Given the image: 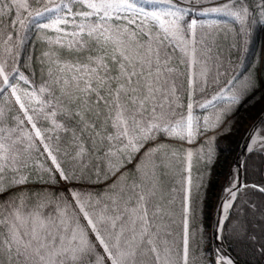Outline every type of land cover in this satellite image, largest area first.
<instances>
[{
  "label": "snow or ice",
  "instance_id": "1",
  "mask_svg": "<svg viewBox=\"0 0 264 264\" xmlns=\"http://www.w3.org/2000/svg\"><path fill=\"white\" fill-rule=\"evenodd\" d=\"M52 2L34 0L41 7L32 9L28 0H11L10 4L0 0V6L17 9L9 27L19 26L26 31L34 24L44 31L45 43L58 46L73 57L61 59L58 52H44L40 60L41 65H46L40 72L42 83L30 90L22 89L20 81L33 84L16 67L24 37L17 33L13 41L12 34L8 33L3 41L0 96L10 91L23 114V119L15 118L17 128L27 122L31 130L13 139L17 128L7 131L0 128L3 133L0 135V264H105V259L110 264H177L176 246L164 238L172 232L167 225L156 223L162 208L152 204L158 192L154 160L165 148L163 138L191 143L200 134L201 125L193 114L192 97L197 90L203 91L208 82L211 47L202 37L198 49V22L185 20L188 12L183 7L184 0H145L144 4L141 0H61L60 4L48 7ZM76 3L87 10L73 12L72 5ZM147 3L162 7L149 9L145 6ZM210 11H225L241 24V31L247 30L249 9L243 0H231ZM45 13L55 15L44 23L39 18ZM2 17L0 11V25ZM69 25L71 31L67 30ZM48 31H54L57 36L48 37ZM180 65H184V71ZM240 83L242 88L252 85L251 80ZM185 91L186 106L181 102ZM211 102L198 106L205 108ZM185 107L186 111H178ZM41 118L49 120L52 126L45 131L71 132L76 144L74 159H83L87 153L81 141L84 133L92 132L101 147L107 145L103 153L106 170L97 169L95 182L116 176L137 153L141 154L135 164L141 174L140 182L128 185L127 177L121 173L108 185L109 193L99 198L72 188L54 197L47 189L25 196L20 186L30 180L21 170L28 165L20 159L21 150L17 147L25 140L28 143L24 151H40L36 144L39 140L42 154L51 160V167L40 166L41 172L47 174L46 179L44 175L39 176L42 182L55 185L77 178L75 172L65 171L55 154L58 149L54 150L46 142L52 137L46 138L37 127ZM218 124L219 121L211 127ZM209 130L205 121L203 132ZM55 138L58 140L59 136ZM157 140L161 143H154ZM191 158L189 151V169ZM202 159L211 164L212 153L204 154ZM148 162L152 163L151 169ZM8 173L13 175L8 177ZM191 185L189 177L183 189L182 264H188L190 243L198 232ZM251 187L264 193V187ZM226 191L231 200L222 205L225 220L241 189L233 184ZM217 228L222 235L223 225L218 222ZM245 231L241 224L235 234ZM97 244L103 248V255L97 252ZM218 264H233V261L221 256Z\"/></svg>",
  "mask_w": 264,
  "mask_h": 264
},
{
  "label": "trees",
  "instance_id": "2",
  "mask_svg": "<svg viewBox=\"0 0 264 264\" xmlns=\"http://www.w3.org/2000/svg\"><path fill=\"white\" fill-rule=\"evenodd\" d=\"M28 2L32 9L41 7L34 3V0H28ZM230 2L231 0H199V2L184 0L183 4L188 12L185 20L196 19L198 22L196 30L198 49L201 48L200 39L206 38V43L211 47L209 53L211 59L207 61L208 82L203 91L197 90L192 97L193 114L201 125L200 134L191 143L163 138L165 148L161 153L156 154L154 160L158 192L152 204H159L162 208L161 217L157 218L156 223L167 225L168 230L172 232L171 236H164V238L175 244L174 259L177 264H182L183 189L187 186L189 177L192 182V205L195 208L198 232L195 240L190 243L188 264H216L211 242L213 210L246 133L245 124L255 121L264 110V0H243L244 5L249 9L245 25L246 31H241V24L225 11H210L212 8L222 7L225 3ZM3 3L10 4L11 0H3ZM60 3L61 0H53L47 6L53 7ZM141 3L144 4L145 0H141ZM145 6L149 9L162 7L152 3H147ZM72 9L73 12L87 10L82 8L79 3L73 4ZM0 11L3 12V24L0 25V31L3 32L0 35V54L3 52V41L7 38L8 33L12 34L13 41L17 39V33L24 37L16 67L25 76H28L33 84L26 85L20 81V88L30 90L33 86H40L42 83L40 72L42 68L46 67V65L40 64L44 52H58L61 59L70 60L73 58L64 49L45 43L44 31L36 28L34 24H30L26 31L20 30L19 26L15 29L9 27L11 21L16 17L17 9L14 7L0 6ZM22 14L27 15L26 12H22ZM121 15L124 14L121 13ZM76 19L79 21L80 18ZM39 20L44 23L49 22L48 17ZM112 23H119V21H112ZM67 30H72L71 25L67 26ZM47 36L55 38L57 33L48 31ZM9 63L11 65V61ZM180 70L184 71V65H180ZM197 70L199 71V66ZM44 79H47V76ZM246 80H251L252 85L242 88L240 82ZM20 94L23 100L22 92ZM213 97L216 99L213 100ZM207 101H212L207 107L198 106ZM181 102L185 106L188 103L186 91L182 94ZM0 110L3 112V115L0 116V128L5 131L17 128L15 118L23 119V116L17 111L7 92L0 96ZM178 111H186V107ZM56 119L59 121L61 118L58 116ZM205 121L210 126L207 133L203 132ZM217 121H219L218 126L211 127L217 125ZM37 127L45 133L46 138L52 137L50 140L46 139V142L54 150L58 149L55 154L65 171L75 172L77 178L67 182L70 188L83 193L90 192L93 198H99L109 193L108 185L116 180V177L121 173L127 177L128 185L134 181L140 182L141 174L135 168L137 160L140 159V153H137L131 162L125 164L120 172L116 173V176L97 183L95 182L97 169L106 170L107 162L103 158V153L107 148L106 144L105 147H101L99 139L92 132L84 133L81 136V141L87 149V153L83 159H74L76 144L71 132L45 131L52 126L49 120L43 118L38 121ZM28 131V124L25 122V125L17 128V131L12 134V138L22 137ZM108 131L111 132L112 129L109 128ZM56 136H59L58 140L55 138ZM208 137H212V139H208ZM27 143L25 140L17 145L21 150L20 159L28 165L21 171L28 174L30 180L29 183L20 186L25 190L23 194L32 196L33 193L39 192L41 189L49 190L53 197L57 194H65L60 183L52 185L39 179L40 175L47 178V174L41 172L40 166L50 167L51 160L49 161L46 155L42 154L41 149L40 151H24ZM154 143H161V140ZM150 146L145 145L146 148ZM141 151L143 152V149ZM189 151L192 152L190 169L187 160ZM208 152L212 153L211 164L205 163V160L202 159V156ZM151 167L152 163L148 162V168L151 169ZM12 175V173L7 174L8 177ZM57 179H59L58 176ZM117 183L121 182L117 181ZM252 185L264 187V147L254 150L246 159L245 184L233 205L222 233L224 245L241 264H261L264 259V228L259 230L262 236L258 237L252 227L253 223L257 222V218L253 216L256 210L257 212L261 209L264 211V193L251 187ZM13 191H19V189ZM44 211L47 212L49 209ZM241 224L246 231L241 235H236L235 232ZM251 236L255 237L254 242L248 244L245 240ZM246 242L247 244H245ZM97 252L101 254L98 249ZM105 264H108L106 259Z\"/></svg>",
  "mask_w": 264,
  "mask_h": 264
},
{
  "label": "water",
  "instance_id": "3",
  "mask_svg": "<svg viewBox=\"0 0 264 264\" xmlns=\"http://www.w3.org/2000/svg\"><path fill=\"white\" fill-rule=\"evenodd\" d=\"M263 123H264V112L252 124L246 136L244 137L243 141L241 142L237 156L234 160V163L229 173V176L227 178V181L221 190V193L219 195V198H218V201L215 207L211 234H212V244H213L215 259H216L217 264H218L219 257L221 256L225 258H230L233 261V264H241L235 258V256L229 251V249L223 245L221 238H217L221 234L218 231L217 224L219 222L220 224L223 225L225 221L223 219L224 214H223L222 205L225 204L228 201V198L230 197L226 189L231 187L233 184L238 185L240 189L243 186L244 179H245V162H246L247 155L251 152L248 149L251 148L252 140Z\"/></svg>",
  "mask_w": 264,
  "mask_h": 264
},
{
  "label": "rangeland",
  "instance_id": "4",
  "mask_svg": "<svg viewBox=\"0 0 264 264\" xmlns=\"http://www.w3.org/2000/svg\"><path fill=\"white\" fill-rule=\"evenodd\" d=\"M218 2H220V1H218ZM217 2V3H218ZM210 5V4H209ZM52 13H45V15H51ZM7 93H9V95H10V98H11V100L14 102V105H15V107H16V109L18 110V112L21 114V116H23V114L21 113V111H20V109H19V106L16 104V102H15V98L14 97H12L11 96V93H10V91H8ZM251 123L252 122H247L246 124H245V128L247 129L250 125H251ZM28 127H29V131L31 130V125H29L28 124ZM257 137L259 138V139H257V143H255L254 145H252V147L254 148V147H257L258 149L259 148H261L263 145H264V127L263 128H261L259 131H258V133H257ZM36 143L38 144V146L43 150V147H42V145H40V143H39V140H36ZM46 155V154H45ZM46 157H47V155H46ZM48 158V157H47ZM49 159V161H50V158H48ZM52 165H51V161H50V167H51ZM60 184H61V188H62V190L64 191V193L66 194L67 193V191H68V189L70 188V185L67 183V182H64V181H61L60 182ZM254 217H256L257 218V222H254L253 223V225H252V227L254 228L253 229V231H254V233H256L257 234V236L258 237H261L262 235V233H260V229H263L264 228V211L261 209V211H258L257 212V210H256V212L254 213V215H253ZM253 235V234H252ZM246 236V235H245ZM244 236V237H245ZM251 237H253V236H251ZM251 237L249 238H246V240L245 241H247L248 242V244H250L252 241L254 242V239H251ZM93 240L95 241V237L93 236ZM247 242L245 243V244H247ZM96 248L100 251V253H101V255H103V248L102 247H100L98 244H97V246H96ZM106 261H107V259H106ZM107 263L108 264H110V261H107Z\"/></svg>",
  "mask_w": 264,
  "mask_h": 264
},
{
  "label": "bare ground",
  "instance_id": "5",
  "mask_svg": "<svg viewBox=\"0 0 264 264\" xmlns=\"http://www.w3.org/2000/svg\"><path fill=\"white\" fill-rule=\"evenodd\" d=\"M257 139H259V138H258L257 135H256V137L253 139V141H256V143H257ZM252 145H254V143H253ZM229 201H230V200H229ZM229 201H228V202H229ZM228 202H227V203H228Z\"/></svg>",
  "mask_w": 264,
  "mask_h": 264
}]
</instances>
